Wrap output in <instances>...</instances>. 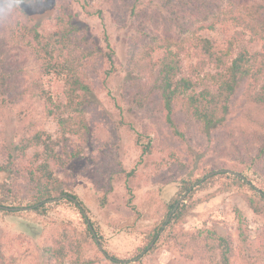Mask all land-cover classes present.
<instances>
[{
	"label": "rangeland",
	"instance_id": "1",
	"mask_svg": "<svg viewBox=\"0 0 264 264\" xmlns=\"http://www.w3.org/2000/svg\"><path fill=\"white\" fill-rule=\"evenodd\" d=\"M62 1L81 35L112 53L114 67L109 69L94 57L91 61L84 58V80L94 91L90 93L93 106L85 113L89 133L85 138L63 140L72 153L77 148L83 152L65 167L61 165L64 156L51 162L68 184L67 193L76 196L81 207L64 198L36 212L0 210L2 262L47 264L45 239L79 235L88 227V219L98 241L90 239L85 244L82 264H216L220 250L210 251L215 234L231 238V264H264V202L263 213H254L248 198L255 192L249 186H234L221 175L186 196L180 204L186 206L182 218L172 219L148 249L168 218V205L185 193V180L196 182L226 168L242 173L264 192V156L257 157L264 144V108L260 105L264 81L251 97L238 96L235 112L211 134H202L189 116L176 113V124L183 134L178 138L160 111L156 74L147 69L137 78L131 72L136 62L146 69L151 60L163 57V51L157 50L151 59L147 50L154 38L179 37L186 23L176 20L175 14H187L188 6L174 13L165 0ZM27 11L33 18L31 26L57 45L55 21ZM14 24L0 22V145L12 150L21 135L34 128L58 138L59 126L48 115L46 101L65 102V76L42 75L35 55L27 42L21 41ZM235 35V56L244 49L261 48L234 24H219L214 30L199 33L218 51H226ZM179 38H184L183 32ZM199 58L193 51L183 52L179 63L182 74L189 73ZM208 71L213 69L208 67ZM138 136L144 145L151 144L149 154H142ZM6 178L7 174L0 173V183ZM18 189L22 198L24 185L20 183ZM6 206L28 207L29 202ZM99 244L118 262L107 260ZM71 260L67 258L64 264H72Z\"/></svg>",
	"mask_w": 264,
	"mask_h": 264
},
{
	"label": "trees",
	"instance_id": "2",
	"mask_svg": "<svg viewBox=\"0 0 264 264\" xmlns=\"http://www.w3.org/2000/svg\"><path fill=\"white\" fill-rule=\"evenodd\" d=\"M62 2V0H48L43 9L35 12L36 17L55 21L56 35H59L57 45L48 42L38 29L31 26L33 18L28 11L21 13L18 19L12 21L16 29L20 31L21 41H26L35 55L42 75L55 73L65 76V102L57 103L51 98L46 101L48 115L56 119L59 126L60 136L58 138H53L45 130L34 128L21 135L19 142L13 147L14 150L0 145V173L7 174L8 177L6 182L0 183V205L16 203L21 206L24 201L29 202V206L41 204L33 209L36 212L46 206L47 200L64 195L72 196L67 193L68 184L56 174L51 162L61 161L60 156H64L66 160L61 165L65 167L83 152L81 148H77L76 152L72 153L63 140L67 137L85 138L84 135L89 133L84 123L85 113L93 106L90 93L94 91L92 84L84 80V58L91 61L94 57L109 69L114 67L112 53L105 52L98 43L92 42L91 38L81 35L80 29L76 27L71 14L66 12L65 6H62ZM165 4L174 13L188 6L187 14L183 16L175 14L176 20L183 19L186 23L180 29L184 38H179L181 32L178 38H154L147 50V57L153 59V52L157 50L163 51V57L151 60L145 66L146 69L136 62L131 73L137 78L142 73H146L147 69L151 75L156 74L159 81L158 90H160V111L175 136L183 137L175 120V114L179 112L186 114L196 122L202 134H211L222 128L227 117L235 112L238 96L251 97L264 81V1L165 0ZM219 24H234L236 28H243L256 42L260 43L261 48L255 51L244 49L235 56L232 50L236 36L240 34L237 33L226 51L216 50L212 41L200 37L199 33L203 30H214ZM191 51L200 58L197 64L191 67L189 73L183 75L179 64L180 57L183 52L190 53ZM208 67H211L213 71L206 72ZM80 71H82L81 76L78 74ZM5 81L6 78L2 83ZM1 89L0 85V91ZM260 105L264 108V97ZM138 137L137 145L142 146V154H149L151 144L144 145L140 141V136ZM31 151L34 152L32 155H30ZM261 156H264V144L257 153V157ZM222 169L226 168L220 170ZM219 175L228 177L234 186H249L255 192L254 197L248 198L250 208L254 213H263L261 202H264V192L257 190L249 180L244 181L228 173H219L196 187H207ZM201 179L196 182L185 180L184 192H188L189 195L196 189L194 186ZM20 183L25 189L22 198L17 195L19 189L16 190ZM192 187L194 188L190 190ZM73 197L78 199L76 196ZM65 199L73 202L69 198ZM178 201L179 199L168 205V217ZM185 209V204L180 205L173 212L171 220L182 218ZM238 221L241 225L240 213ZM86 224L88 227L79 235L52 236L45 239L44 251L47 255V264H64L67 258H72V264H82L85 244L89 243L90 239L97 241L94 230L87 221ZM231 247V238L215 234L210 251L220 250L216 264H231ZM101 252L110 262H118L107 252L102 250ZM0 264H5L2 262L1 255Z\"/></svg>",
	"mask_w": 264,
	"mask_h": 264
},
{
	"label": "water",
	"instance_id": "3",
	"mask_svg": "<svg viewBox=\"0 0 264 264\" xmlns=\"http://www.w3.org/2000/svg\"><path fill=\"white\" fill-rule=\"evenodd\" d=\"M219 173H228L230 175H233V176H237L239 178H242L244 181H247V178L239 173V172H235V171H232V170H226V169H222V170H218V171H214V172H211L210 174H208L207 176H205L204 178H202L197 185L201 184L202 182H204L206 179L212 177V176H215ZM196 185V186H197ZM194 186V187H196ZM193 187L190 189L192 190ZM261 194H263V192H261ZM188 195V192H185L183 194V196L180 198V200L177 202V204L175 205V208L174 210L170 213L169 217L167 218V221L166 223L164 224V226L162 227L161 231L157 234V236L154 238V240L152 241V243L149 245L148 249H150L154 243L156 242V240L159 238L160 234L164 231V229L167 227L168 223L170 222L171 220V217L173 215V212L179 208L180 204L185 200L186 196ZM64 198H69L70 200H72L75 204H77L79 207H81V205L79 204L78 200L76 198H74L73 196H67V195H64V196H61V197H58V198H53V199H50V200H47V203H55L61 199H64ZM41 204H38V205H35V206H28V207H13V206H6V205H0V210H3V211H7V212H21V211H31L33 210L34 208L36 207H39ZM83 214L86 216V213L84 210H82ZM87 222L88 224L90 225V221L87 219ZM98 241V239H96ZM99 248L100 250L104 251L103 250V247L99 244ZM139 258V257H138ZM138 258H135L134 261H137ZM127 262V261H125Z\"/></svg>",
	"mask_w": 264,
	"mask_h": 264
},
{
	"label": "clouds",
	"instance_id": "4",
	"mask_svg": "<svg viewBox=\"0 0 264 264\" xmlns=\"http://www.w3.org/2000/svg\"><path fill=\"white\" fill-rule=\"evenodd\" d=\"M48 0H0V22H11L18 19L28 8L39 11Z\"/></svg>",
	"mask_w": 264,
	"mask_h": 264
}]
</instances>
